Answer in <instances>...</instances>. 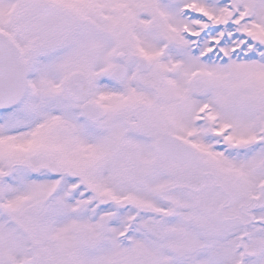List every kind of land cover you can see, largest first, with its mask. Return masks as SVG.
Wrapping results in <instances>:
<instances>
[{
  "label": "snow or ice",
  "instance_id": "1",
  "mask_svg": "<svg viewBox=\"0 0 264 264\" xmlns=\"http://www.w3.org/2000/svg\"><path fill=\"white\" fill-rule=\"evenodd\" d=\"M0 264H264V0H0Z\"/></svg>",
  "mask_w": 264,
  "mask_h": 264
}]
</instances>
